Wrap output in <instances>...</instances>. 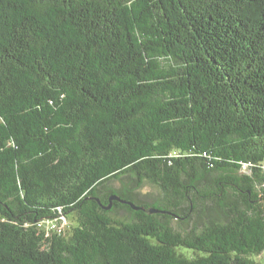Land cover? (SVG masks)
I'll return each instance as SVG.
<instances>
[{
    "label": "trees",
    "instance_id": "obj_1",
    "mask_svg": "<svg viewBox=\"0 0 264 264\" xmlns=\"http://www.w3.org/2000/svg\"><path fill=\"white\" fill-rule=\"evenodd\" d=\"M260 255L264 0H0V264Z\"/></svg>",
    "mask_w": 264,
    "mask_h": 264
},
{
    "label": "rangeland",
    "instance_id": "obj_2",
    "mask_svg": "<svg viewBox=\"0 0 264 264\" xmlns=\"http://www.w3.org/2000/svg\"><path fill=\"white\" fill-rule=\"evenodd\" d=\"M246 171H247V168L242 169V172H246ZM114 185L118 186L119 183L115 182ZM141 191L145 196H147L149 200L155 199L157 198V196H159V189L156 186L151 185L149 183H145L142 186ZM116 216L120 219H123V218H127L128 214L125 211H118ZM71 222H72L71 218L63 219L60 223V227L62 228V230L67 231L68 227L71 225ZM256 259L262 260L264 259V257L260 255V256H257Z\"/></svg>",
    "mask_w": 264,
    "mask_h": 264
},
{
    "label": "water",
    "instance_id": "obj_3",
    "mask_svg": "<svg viewBox=\"0 0 264 264\" xmlns=\"http://www.w3.org/2000/svg\"><path fill=\"white\" fill-rule=\"evenodd\" d=\"M113 201H119V202L125 203V204L129 205L133 210H145V211H147L150 214H152V213H164L165 212L164 210H160V209H157V208H154V207H149V208L145 209L144 207L134 205L130 201L121 200L117 196H114V195L109 197L108 205L103 206V207L105 209H110Z\"/></svg>",
    "mask_w": 264,
    "mask_h": 264
},
{
    "label": "built area",
    "instance_id": "obj_4",
    "mask_svg": "<svg viewBox=\"0 0 264 264\" xmlns=\"http://www.w3.org/2000/svg\"><path fill=\"white\" fill-rule=\"evenodd\" d=\"M64 218H62V220H63ZM46 228L47 229H53V230H56V231H58V232H61L62 231V228L60 227V224L58 225V224H56V222H52V221H48V222H46Z\"/></svg>",
    "mask_w": 264,
    "mask_h": 264
}]
</instances>
